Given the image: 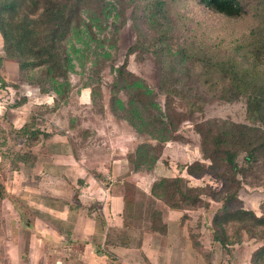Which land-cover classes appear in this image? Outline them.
<instances>
[{
    "label": "rangeland",
    "instance_id": "1",
    "mask_svg": "<svg viewBox=\"0 0 264 264\" xmlns=\"http://www.w3.org/2000/svg\"><path fill=\"white\" fill-rule=\"evenodd\" d=\"M80 1L79 14L60 39L66 68L63 75L50 73L48 61L36 58L26 47V41L32 40L31 31H42L50 24L44 8L36 11L30 0H17L20 17L30 20L29 33L16 21L15 13L3 11L24 49L15 56L4 48V56L11 61L0 60V68L7 66L9 73L19 74L15 84L20 93L31 91L27 112L34 125L33 129L26 127L22 134L30 142L38 140L36 144L41 148L47 139L67 138L74 158L91 156L92 164L107 157V164L116 157L121 163L126 159L127 169L135 173L119 180L125 179L122 191L134 199L133 213L144 209V228L152 226L156 213L163 215L168 208V180L182 175L203 199L201 204L184 209L181 220L202 257L214 260L212 264H249L251 251L264 244V228L244 230L241 243L221 248L205 227L204 216L212 218L221 205L215 198L228 190L230 181L218 176L224 172L223 163L212 156L211 143L204 139L209 132L200 129L208 125L205 120L227 122V127L235 123L248 128L264 126L252 120L244 100L218 99L223 92L228 96L243 95L230 83L234 74L228 71V59L234 55L243 61L242 46L254 26L252 12L231 18L199 5L197 0ZM122 71L132 72L136 81L149 89L142 90L143 106L134 95L136 86L123 88ZM224 82L230 90L222 89ZM169 97L180 116L194 110V103L198 109L191 113L192 119H183L177 127L161 131L158 129L162 126H154L153 117L166 121L162 116ZM205 97L211 100L202 103ZM132 98L134 103L130 104ZM138 103L143 109L136 111ZM140 111L142 116L136 114ZM18 133L9 132L8 136L14 140L8 147L13 154L23 148V144L17 146L15 142L21 131ZM257 136L253 131L245 136L248 149L259 146L254 152L255 163L249 167L244 161L246 151L238 155V163L245 167L244 189L232 207H247L264 215V204L260 202L261 198L264 201V143ZM64 178L69 185L63 189L72 188L71 180ZM69 192L71 197L79 198L75 190ZM216 192L220 193L214 195Z\"/></svg>",
    "mask_w": 264,
    "mask_h": 264
},
{
    "label": "crops",
    "instance_id": "2",
    "mask_svg": "<svg viewBox=\"0 0 264 264\" xmlns=\"http://www.w3.org/2000/svg\"><path fill=\"white\" fill-rule=\"evenodd\" d=\"M0 60L11 61L4 56L1 32ZM3 67L0 68V264L214 262L202 257L182 226L184 209H165L163 232L145 227L142 235L130 229L132 235H121L127 227L122 191L125 179L119 178L135 171L127 169L125 158L122 163L118 161L120 158L112 157V163L107 164L108 160L104 161L107 157L92 164L94 158L82 154L76 160L67 138L47 139L41 144L43 148L37 146L38 140L30 142L22 131L33 129L34 125L30 123L31 113L27 112L31 91L20 93L15 84L19 74L16 77L6 70L7 66ZM20 131L15 142L17 146L23 144V148L10 153L8 147L14 140L9 139V132ZM64 177L71 180L72 188L63 189L69 185ZM69 188L79 194L78 199L71 197ZM260 202L264 204L262 198Z\"/></svg>",
    "mask_w": 264,
    "mask_h": 264
},
{
    "label": "trees",
    "instance_id": "3",
    "mask_svg": "<svg viewBox=\"0 0 264 264\" xmlns=\"http://www.w3.org/2000/svg\"><path fill=\"white\" fill-rule=\"evenodd\" d=\"M25 1V0H21ZM33 9L36 11L44 8V12L50 17L49 26L42 31H31L30 35L32 40L26 41V47L36 55V58H43L48 61V70L54 75H63L66 73L64 55L61 51V36L69 25L73 22L75 17L80 12V0H30ZM84 2V1H83ZM82 2V4H83ZM17 0L8 2L3 0L0 3V32L4 40V48L10 51L11 54L18 56L19 51H23L24 46L21 45V40H16L18 35L11 31L13 26L9 20L3 17V11L8 14L15 13L16 21L20 22L21 27L26 33H29L30 20L27 16L24 19L20 17V12L17 9ZM199 5L206 7L207 9L223 14L231 18H241L252 12L254 18L253 30L248 35L247 42L242 46L244 49L241 60L231 56L228 59V63L231 68H228L230 74V83L233 88L240 89L243 95L239 93H233L228 96L226 92L220 94L218 99L233 101L242 99L246 103V108L253 121L264 124V0H197ZM11 15H9L10 17ZM15 21V22H16ZM16 26V25H15ZM15 28V27H14ZM21 28V29H22ZM16 42V45L14 44ZM246 64V66L244 65ZM27 65L28 63L25 62ZM25 66V65H24ZM238 73V71H240ZM214 71V70H212ZM122 79L125 85V90H129V87L136 86V92L134 95L140 101L143 106V92L142 90L149 89L142 84V82L136 81V77L130 71H122ZM227 78V75L224 76ZM221 79V77H219ZM223 79V77H222ZM224 90H230L231 87L227 85L222 86ZM169 95V94H168ZM185 98V97H184ZM214 99V98H213ZM212 99V100H213ZM209 98L203 99V102H209ZM171 98H168L164 107V116L166 121L164 122L159 117H153L154 126H162L161 131H168L174 125L177 127L179 122L183 119H192L191 113L197 110L195 109L190 113L178 115L177 108L170 103ZM134 103V99L130 100V104ZM139 104V103H138ZM136 106V111L143 107L141 105ZM155 109L158 110V106L155 103ZM200 110H203L200 108ZM139 116L140 112H136ZM137 115V116H138ZM138 116V117H139ZM141 119V117H139ZM205 120L208 125L200 129L202 132H209L205 134L204 139L211 143V154L214 158L219 159L224 166V172L218 174L222 176L226 181H230V187L221 197L215 198L216 201L221 202V205L213 212L212 218L209 220L204 216V224L209 232L213 234L214 240L220 245L221 248L235 245L243 241V231H252L254 228H264V215H258L253 209L247 207H232L234 202H237L240 192L244 189L242 181V175L245 172V167L238 163V155L242 151H246L244 155V161L251 167L255 163V151L259 149V146H253L250 149L245 145L246 133L253 131L258 139H261V144L264 143V126H254L248 128L247 125L241 123L232 124L231 127H227V122H221L219 120ZM261 132V133H260ZM253 142V141H250ZM207 144V145H209ZM206 145V146H207ZM167 186L169 187V196L166 199V205L170 208L187 209L193 206L201 204L202 197L200 194H195L194 188L188 186V183L182 175L178 174L168 180ZM235 186V187H234ZM231 187L234 189L230 190ZM153 194L156 193L154 189ZM220 193V192H219ZM218 192L214 195L219 194ZM125 224L127 230H124L121 235H132L131 227L134 231H137L142 235L144 209L135 211L134 199L128 193H125ZM138 222V223H137ZM137 223V224H136ZM151 228L164 231L165 226L162 223L161 213H156V217L151 220ZM159 225V226H155ZM232 229V232L230 230ZM130 229L131 232L128 230ZM137 234V233H134ZM138 234L136 237H138ZM254 236V235H250ZM140 244V239L136 242ZM197 247V245H195ZM249 264H264V244L259 246L252 252Z\"/></svg>",
    "mask_w": 264,
    "mask_h": 264
}]
</instances>
